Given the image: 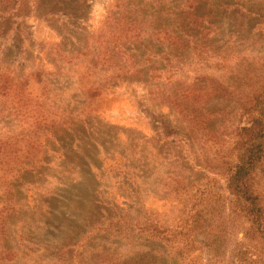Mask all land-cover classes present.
<instances>
[{"label": "rangeland", "instance_id": "374dc122", "mask_svg": "<svg viewBox=\"0 0 264 264\" xmlns=\"http://www.w3.org/2000/svg\"><path fill=\"white\" fill-rule=\"evenodd\" d=\"M116 1L83 0L84 12H77L81 27L66 40L57 23L47 28L31 14L18 26L12 24L15 19L0 15V62L23 73L41 67L53 88L72 98L84 64L59 66L50 45L64 42L71 50L84 46L108 14L119 10ZM145 1L128 0L143 10L153 5ZM30 2L22 0L27 8ZM166 3L162 11L170 13L160 12L158 21L171 24L180 43L156 39V22L146 26L148 33L135 43L121 36L122 47L137 62L146 53H167L147 64L166 72L157 79L147 68L111 73L117 58L108 63L111 66H97L94 77L102 86L96 110L74 120L75 126L73 120L68 124L79 132L57 127L54 140H39L41 161L26 165L17 177L16 171L11 177L0 170V264H167L162 242L122 228L144 215L161 226L182 224L188 193L200 184L210 188L205 220L203 229L193 233L194 243L182 249L185 264H264V240L250 232L247 218L235 211L225 177L218 173L235 129L244 122L241 103L251 87L264 83V0ZM192 39L209 48L201 60L189 43ZM111 51L116 57V47ZM208 77L222 92L196 105L195 125H188L179 107L166 99L168 91L180 84L200 85ZM16 129L13 118H0L1 135ZM170 173L182 178L180 189L168 178ZM252 178L264 203V166Z\"/></svg>", "mask_w": 264, "mask_h": 264}, {"label": "trees", "instance_id": "16d2710c", "mask_svg": "<svg viewBox=\"0 0 264 264\" xmlns=\"http://www.w3.org/2000/svg\"><path fill=\"white\" fill-rule=\"evenodd\" d=\"M82 1L31 0L27 8L22 0H0L1 3L6 4L4 8L0 7V15L15 19L12 24H18V26L25 25L26 19L31 14L47 28L57 23L66 33L67 36L64 37L66 40V38H72L77 28L81 27V16L77 12H84ZM115 3V8L119 10L108 14L107 20L102 23L98 32L88 35L84 46L71 50L64 42L50 45V53L58 65L59 62L73 63L76 66L79 63L84 64V68L80 67L81 70L77 76V92L72 98L69 96L67 99L64 91L54 89L53 82L46 77L45 70L41 67H29L28 72L23 73L17 71L16 66L12 68L10 64L0 62V118H13L17 128L16 131L0 134V170L3 169L5 174L13 177L16 171L17 177L20 169L31 162L39 161L41 155L37 157V154L40 153L42 144L39 140L43 136H49L54 140L57 132V130L54 131L55 128L59 127L61 131L64 130L61 128L67 127V131L79 132L72 128L76 125L74 120L82 119L83 115L96 110V100L101 92L102 84L98 82L99 78L94 77V75L98 77L97 66L105 64L111 66L108 63L117 58V64L110 68L111 73L131 74L147 68L157 79L166 72L160 67L147 64L158 57L165 58L167 53L162 50L158 53H146L137 62L122 47L124 41L121 40V36L127 42L135 43L148 33L149 29L146 26L156 22L154 26L158 27H155L153 31L156 39L166 44L180 43L178 31L173 29L171 24L158 21L160 12L170 13V9L162 11L165 7L162 5L169 3H166V0H152L153 5L145 8L146 10H143L140 4L135 7V4L129 3L128 0H119ZM142 3L147 2L142 0ZM186 6L191 8V4ZM192 21L194 23L196 20ZM17 29L21 30L20 27ZM185 34L192 35L193 39L196 37L189 31ZM21 35L25 37L22 33ZM193 39L189 43L192 42L194 54H197V58L201 60L204 55L208 54L209 48L205 42L199 45V40ZM112 47H116V57L112 56L114 54L113 50L111 51ZM179 57L180 55L178 59ZM221 90V86L208 77L200 85L180 84L176 89L168 91L166 99L179 107L188 125L191 123L195 125L196 105H200L218 91L221 93ZM246 99L247 101L240 105L244 122L233 133V145L229 154L222 156L223 158L220 157L222 161L218 173L225 177L226 189L234 198L235 211L247 218L250 232L257 233L264 240V203L260 193L252 184L253 175L260 166H264V83L260 81L253 88L251 87ZM72 120L73 126L70 127L68 124ZM43 147L48 146L44 144ZM16 162L17 165H15ZM168 176L177 183L176 188L180 189L179 184L182 178L171 173ZM209 193L210 188L207 184H200L195 189H190L188 193L190 203L183 212V222L180 225L161 226L152 217L144 215L136 216L132 222H126L122 229L141 238L162 242L167 247V264H185L182 249L194 243L193 233L203 229L204 214L208 203L206 197ZM8 209L7 205L5 210ZM111 220L112 218L110 222ZM110 222L106 227H109ZM98 228L101 227L98 226Z\"/></svg>", "mask_w": 264, "mask_h": 264}]
</instances>
